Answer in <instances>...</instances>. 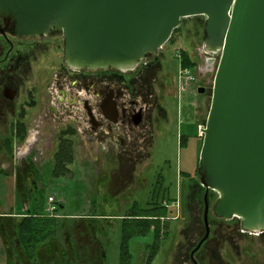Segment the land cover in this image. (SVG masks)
<instances>
[{
    "label": "water",
    "instance_id": "1",
    "mask_svg": "<svg viewBox=\"0 0 264 264\" xmlns=\"http://www.w3.org/2000/svg\"><path fill=\"white\" fill-rule=\"evenodd\" d=\"M197 15L205 20L202 50L219 59L202 127L206 235L191 252L196 264L210 233V190L219 195L217 217L264 232V0H0L4 27L23 38L60 33L64 59L77 68L135 69Z\"/></svg>",
    "mask_w": 264,
    "mask_h": 264
},
{
    "label": "rangeland",
    "instance_id": "2",
    "mask_svg": "<svg viewBox=\"0 0 264 264\" xmlns=\"http://www.w3.org/2000/svg\"><path fill=\"white\" fill-rule=\"evenodd\" d=\"M197 16L184 18L183 25L173 34L174 43L171 44V41L166 45L169 64L176 74L181 69L180 59L177 56L180 48L187 49L194 58L198 57L197 46L201 44L200 41H194L191 37L194 43H188L182 39L184 33L192 32L198 23L200 28H203L205 20L201 15ZM1 27L3 28L4 24L0 19ZM9 37L16 48H10L0 31V85L12 81L11 76L16 70L10 65L23 64L22 55H26L29 52L28 48L31 47L28 46L31 44H24L26 38L13 35ZM42 38L44 39L39 43L40 47L51 49L57 43H64L60 33ZM218 59L219 54H204V60L197 59L198 65L204 63V66H201L204 68V75H200L201 71L198 70L194 73L199 77V82L207 88L206 91L197 95L192 91L193 84H189V88L180 93V109L177 104H171L170 122L163 123V131L158 134L151 150L152 156L149 160L145 157L146 159L139 161L140 163L137 161L135 165L131 163L133 167L129 169V176L125 173L131 167L129 161L119 162L117 158L114 161V153L109 155L106 151L89 152L83 146H79L75 151L74 163L70 164L71 175L53 176V164L51 165L50 160L54 151L33 152L37 164L32 165L29 179H36L37 185L31 186L30 182V200L40 199L48 206V201L45 202L44 199L48 197L49 200L52 196L55 203L62 202L63 206L50 215L69 217L68 225L75 223L71 217L94 215L101 218L100 220L104 216L111 218L110 221L102 220L96 223L101 229L102 241L99 245L105 252L103 264H196L191 252L206 235L203 201L206 190L200 182L199 175L196 176L198 183L195 179H179V176L185 171L195 175L197 166L199 167L202 142L198 135V123L206 117V111L208 112L210 108ZM41 61L36 60L34 64L43 63ZM208 66L211 70L205 71ZM20 70L21 67L17 69L18 72ZM40 73L42 71L35 66L33 84H37L40 80ZM20 74L21 78L17 84L24 97L27 96L32 83L28 82V75L26 76L25 72L21 71ZM202 98L206 101V111L202 109L201 117L194 112ZM5 108L2 106V110ZM181 134L189 135V141H186L187 143L184 141L182 145L179 140ZM24 154L26 152L22 145L19 150L14 149L11 153L0 148V167L4 171L0 173V211H9L14 206L16 198L14 175L25 169ZM20 156L23 160L18 161ZM21 177H26L25 173ZM190 183L192 184L189 185ZM160 184L177 196L178 201L175 205L179 210V217L172 218L175 212L167 217L169 220L166 219L165 224L168 233L162 236L159 244L155 243L152 233L131 237L128 241V256L126 258L122 256V259L120 237L122 222L116 217L127 214L135 206L134 204L142 208L146 206L153 195L155 185L160 186ZM218 196L216 191L210 190L208 195L210 233L194 253L195 261L198 264H264V232L247 235L242 229L241 219L217 217L212 207ZM180 197L181 199L185 197L184 203L180 201ZM26 207L27 204L23 206L24 209ZM177 213L178 211L176 215Z\"/></svg>",
    "mask_w": 264,
    "mask_h": 264
},
{
    "label": "flooded vegetation",
    "instance_id": "3",
    "mask_svg": "<svg viewBox=\"0 0 264 264\" xmlns=\"http://www.w3.org/2000/svg\"><path fill=\"white\" fill-rule=\"evenodd\" d=\"M199 24L192 32L186 31L182 39L188 43H194L191 37L194 41H200L198 57L194 56L204 60V25L201 29ZM1 28L10 48H16L9 37L16 36L11 32L12 27ZM42 37L26 38L24 44H31L28 45L31 47L26 55H22L23 64L10 65L16 70L11 76L12 81L0 85V148L19 150L22 145L26 152L25 169L16 173L15 179L24 173L25 178L31 177L32 165L36 163L33 152L39 151H54L55 154L66 149L75 152L79 146H83L89 152L114 153V161L116 158L119 162L128 160L129 166L146 158L149 160L158 134L163 131V123L170 122L171 104H177L180 109L179 99L183 90L180 89L179 73L172 70L166 52V45L171 41L149 55L135 69L121 70L112 67H73L64 59V43H57L51 49L40 47ZM183 50L188 51L180 48L177 52L180 68ZM36 60L43 63L34 64ZM203 64H197L196 70L201 71L200 75H204ZM35 66L42 71L37 84L32 83ZM20 67L22 70L18 72ZM21 71L28 75V82L32 83L24 97L17 84ZM198 78L191 83L194 86L192 91L197 95L198 87L204 86ZM9 94H13V97ZM2 106L6 107L5 110H2ZM203 108L204 98L199 105L197 103L194 113L202 114ZM198 135L203 139L200 130ZM188 136L180 135L181 145L189 141ZM22 158L20 156L18 161ZM132 167L126 170L127 176ZM53 176L59 175L53 173ZM193 177V174L181 173L179 179Z\"/></svg>",
    "mask_w": 264,
    "mask_h": 264
},
{
    "label": "trees",
    "instance_id": "4",
    "mask_svg": "<svg viewBox=\"0 0 264 264\" xmlns=\"http://www.w3.org/2000/svg\"><path fill=\"white\" fill-rule=\"evenodd\" d=\"M179 28H176L174 32ZM169 41H175L173 35ZM197 64V59L188 51L183 50L182 66L194 71ZM11 152L10 149L9 153ZM74 160L75 152L66 149L56 151L53 173L59 176L71 175L70 164ZM198 169L197 166L193 177L197 183ZM0 173H4L1 167ZM182 174L191 173L182 172ZM30 182L31 186L37 185L36 179L21 176L16 179L14 206L9 211H0V239L2 240L0 242V264H103L105 252L99 245L102 241L101 229L96 223L102 220L110 221L111 218L104 216L100 220L101 218L94 215L71 217L75 223L68 225L69 217L52 216L47 212L43 200H30ZM47 199L48 197L44 201H48ZM184 199L185 197L183 199L180 197L182 203ZM177 201L175 193H171L162 184L155 185L153 195L147 201L146 206L142 208L134 204L135 206L127 214L118 215L116 219L122 222L120 227L121 257L128 256V241L135 235L145 236L152 233L155 243L159 244L162 236L168 233L165 224V220H169L167 217L174 212L173 219L180 215L175 205ZM25 204H27L26 209L23 208ZM56 204V211H58L63 203L56 201Z\"/></svg>",
    "mask_w": 264,
    "mask_h": 264
},
{
    "label": "built area",
    "instance_id": "5",
    "mask_svg": "<svg viewBox=\"0 0 264 264\" xmlns=\"http://www.w3.org/2000/svg\"><path fill=\"white\" fill-rule=\"evenodd\" d=\"M196 78L194 71L189 68V67H181V69L179 70V79H180V89L184 90L187 87H189L188 85L192 83V81H194ZM205 124H200L199 125V130H200V134L203 135V131H202V127ZM50 199L48 200L49 205L46 206V210L47 212L50 214H52L53 212L56 211V203L54 201V198L52 196L49 197ZM246 233L249 234H253V235H257L256 233L253 232H247L245 230H243Z\"/></svg>",
    "mask_w": 264,
    "mask_h": 264
},
{
    "label": "crops",
    "instance_id": "6",
    "mask_svg": "<svg viewBox=\"0 0 264 264\" xmlns=\"http://www.w3.org/2000/svg\"><path fill=\"white\" fill-rule=\"evenodd\" d=\"M198 17V16H197ZM200 18V17H199ZM202 18H204V17H202ZM210 61V60H209ZM211 70V67H207L206 69H205V71H210ZM205 104H206V101L204 100V110H205ZM206 111V110H205ZM209 112V111H208ZM208 112L206 111V117L204 118V123H205V121H206V119H207V115H208ZM198 116H201L202 117V114L200 113ZM200 117V118H201ZM201 123H203V120L202 121H200L199 123H198V127H199V125L201 124ZM115 178V177H114ZM177 203V202H176Z\"/></svg>",
    "mask_w": 264,
    "mask_h": 264
}]
</instances>
